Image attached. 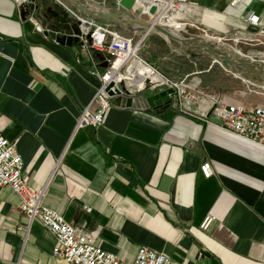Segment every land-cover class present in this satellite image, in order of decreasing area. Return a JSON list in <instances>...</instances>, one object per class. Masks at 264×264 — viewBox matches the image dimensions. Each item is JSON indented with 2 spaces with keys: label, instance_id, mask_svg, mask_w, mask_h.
<instances>
[{
  "label": "crops",
  "instance_id": "1",
  "mask_svg": "<svg viewBox=\"0 0 264 264\" xmlns=\"http://www.w3.org/2000/svg\"><path fill=\"white\" fill-rule=\"evenodd\" d=\"M86 1L118 6L116 0ZM146 1L158 0L138 1L142 18L162 14L158 22L173 29L188 27L183 21L219 33L264 31V0L169 3L153 19ZM27 3L0 0V134L22 157L27 184L45 193L43 205L127 264L142 247L179 264H264V148L223 129L209 94L196 92V76L214 66L189 73L196 78L185 84L195 99L173 97V120L147 107L138 98L141 88L123 82L130 95L111 100L103 125L77 129L84 110L98 109L94 99L105 72L100 58L46 35L51 26L75 20L62 0H36L39 11L24 17ZM251 15L260 18L258 25ZM124 34L140 39L143 32ZM153 35L169 43L156 32L148 38ZM205 163L209 179L201 172ZM20 206L11 188L0 189V264H67L53 255V234L37 221L30 224ZM208 218L215 220L205 229Z\"/></svg>",
  "mask_w": 264,
  "mask_h": 264
},
{
  "label": "built area",
  "instance_id": "2",
  "mask_svg": "<svg viewBox=\"0 0 264 264\" xmlns=\"http://www.w3.org/2000/svg\"><path fill=\"white\" fill-rule=\"evenodd\" d=\"M17 1L24 3L27 0ZM162 1L158 0L157 2L161 3ZM166 1H173L176 8L180 5H186L187 7L190 3V0ZM236 2L237 0L233 1V3ZM73 16L80 23V40L83 42V46L95 53L108 54L111 57L109 67L104 70L105 72L101 77V87L94 99L98 103V109L92 112L87 108L77 123V129L85 127L98 128L103 125L111 107L112 98L106 91L109 84L112 81L118 85L121 82L130 84V81L135 79L142 80V76H136V73L132 75L129 72L132 61L141 60L146 66H150L139 55L148 36L146 37L143 34L136 41L133 37L116 30L109 24L80 16L75 12H73ZM248 19L253 25H258L260 21V18L255 15H251ZM187 25L188 27L194 26L188 23ZM261 34H264L263 30ZM151 68L161 77V81L170 84L175 89L173 97L181 102L186 97L190 100L195 99L188 93L190 88L185 84V81L169 82L156 69L152 66ZM147 80L151 79H145L138 85L132 86L142 89ZM248 92L259 95L260 92H264V87L252 84ZM207 97L208 100L212 99L210 100L213 105L212 114L219 119L223 129L264 148V103L252 105L246 102L231 101L230 98ZM23 167V159L17 153L14 144L0 134V189L4 187L11 188L20 197V211L28 218L29 223L32 224L37 221L53 234L57 242L53 251L55 257L64 260L67 264H127L118 256L96 245L88 235L78 232L76 227L67 222L63 215L45 207L43 205L45 193L37 192L27 184L23 176ZM201 172L205 178H211V165L209 163L203 164ZM214 220V218H208L203 228H208ZM131 264L179 263L165 254L142 247Z\"/></svg>",
  "mask_w": 264,
  "mask_h": 264
},
{
  "label": "water",
  "instance_id": "3",
  "mask_svg": "<svg viewBox=\"0 0 264 264\" xmlns=\"http://www.w3.org/2000/svg\"><path fill=\"white\" fill-rule=\"evenodd\" d=\"M35 1L28 0L27 4L22 5V16L25 17V15L39 11L40 7L36 5ZM62 1L80 16L109 24L123 33L143 32L147 37L151 32H156L167 40L180 45L189 56H207L214 63H218L226 72L250 84L264 87V60L231 52L219 44L202 37H184L180 34H175L167 26L159 23L157 19L145 20L142 18L145 11L138 7V0H116L118 6L114 8L91 4L86 0ZM157 15L156 10H152L149 17L153 19ZM46 35L61 46L71 47L77 45L83 47V42L80 40V23L76 20L63 21L51 26ZM97 56L100 58L101 68L107 69L111 57L108 54L100 53ZM106 91L112 99L117 101H121L125 96L130 95L123 82L117 85L116 82L112 81ZM174 94L175 89L170 84L164 81L158 83L153 80H147L145 86L139 92L138 98L157 114L163 115L167 120H173L177 115V112L172 109ZM133 101V98H129L127 106L131 107Z\"/></svg>",
  "mask_w": 264,
  "mask_h": 264
},
{
  "label": "rangeland",
  "instance_id": "4",
  "mask_svg": "<svg viewBox=\"0 0 264 264\" xmlns=\"http://www.w3.org/2000/svg\"><path fill=\"white\" fill-rule=\"evenodd\" d=\"M153 6L158 7L157 14H159L162 7L152 2H150L147 7L152 8ZM211 13L212 12L209 11V15H211ZM165 22L166 21L162 19L159 23L168 25ZM180 22L187 24L183 21ZM173 30L177 31V33L184 37L205 38V35H208L213 38H224L228 37L225 35H230L232 37L222 41L220 46L230 50L231 52H239L245 56H249L251 54L256 56L257 59L264 60V34L257 35L238 33L236 30L219 33L211 29L207 30L201 25L187 27L182 24H178ZM218 34L224 36H220ZM129 36L133 37L136 41L139 40L137 35ZM139 55L160 74L175 82L185 81V83H190L192 82V78L199 77L201 79V83L197 86L196 92H207L209 97L218 98L220 96L221 98H229L230 96L235 95V97L246 99L248 102L256 101L258 103H264V97L254 93H248V90L243 82L239 79H233V77L226 76V71L218 63H214L211 58L203 56L200 61H192V57H189L186 51H184V49H182L180 45L175 42L169 41V43H165L162 39L153 35V37L147 38ZM191 62H196L197 66L195 67V65ZM211 66H214V68L210 71V73H204L197 75L196 77L189 76V73L195 68L198 70H206ZM242 93L245 94L242 95ZM210 100L212 99L210 98Z\"/></svg>",
  "mask_w": 264,
  "mask_h": 264
},
{
  "label": "bare ground",
  "instance_id": "5",
  "mask_svg": "<svg viewBox=\"0 0 264 264\" xmlns=\"http://www.w3.org/2000/svg\"><path fill=\"white\" fill-rule=\"evenodd\" d=\"M146 2H152V1H146ZM152 3L158 4V6H161V7H162V5L167 7L169 3L174 5L173 1H166V0H163L161 3H158L157 1L152 2ZM152 10H156V13H157L158 7L157 6H153L152 8L147 7V13L149 15H150V12ZM161 17H162V14L158 16L157 21H159V19ZM168 28L171 29L175 34H179V33H177V31H174L172 28H170V27H168ZM229 37L231 38L232 36L228 35V37H224V38H213V37H209L208 35H205V39H207V40H209L215 44H219V45L221 44L222 41L227 40ZM241 55H243V54H241ZM248 57L256 58V56L255 57L248 56ZM129 72H131L132 75L134 73H136V76H138V75L142 76V80L135 79V80L130 81L131 85H138V83H141L143 80L148 79V78L153 80V81H161V77L153 71L151 66H146L141 60L132 61V65H131V68L129 69Z\"/></svg>",
  "mask_w": 264,
  "mask_h": 264
}]
</instances>
